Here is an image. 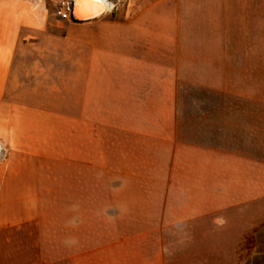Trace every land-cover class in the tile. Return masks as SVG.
<instances>
[{
	"label": "crops",
	"instance_id": "obj_1",
	"mask_svg": "<svg viewBox=\"0 0 264 264\" xmlns=\"http://www.w3.org/2000/svg\"><path fill=\"white\" fill-rule=\"evenodd\" d=\"M106 1L78 22L0 0V264H243L264 227V0ZM32 69L46 91L11 92ZM43 160L75 171L70 201L43 198Z\"/></svg>",
	"mask_w": 264,
	"mask_h": 264
},
{
	"label": "rangeland",
	"instance_id": "obj_2",
	"mask_svg": "<svg viewBox=\"0 0 264 264\" xmlns=\"http://www.w3.org/2000/svg\"><path fill=\"white\" fill-rule=\"evenodd\" d=\"M194 24H196V26H194ZM200 26L201 25H199V22H196V23L193 22L192 30H194V28L198 30L200 29ZM68 52H69L68 55H65L63 58H58V60L63 59L65 63L64 72H63L64 73L63 82L61 85V89H63L62 90L63 91V97H62L63 102L62 103L65 109L70 110L71 103L80 105L81 100L79 99H80V95H82L83 86H79L80 87L78 88L79 90L78 89L76 90V88L73 87V85L70 82V76H71L70 61L72 60V58H71L70 51ZM25 72H27L26 75L29 74V72L24 69V73ZM31 72H35V74L30 73L29 75L30 77L29 76L27 77L28 83L25 84V86L19 85V83H17V80H16V84H12L10 86L9 88L10 91L11 92H19V91L23 92L24 89H21V88L25 87V90L29 92H32V91L33 92H45L46 91L45 87L43 86L36 87L34 84L35 80H38L39 78L42 77V75L40 76V69H32ZM82 75H84V73H82L81 71L80 76ZM48 78H50V74H48ZM68 78H69V81H67ZM129 167L131 171L135 170L134 169L135 166H129ZM19 170H20L19 166H17L16 171H19ZM31 171L34 173H37L38 179H39L37 181V184L39 185V188L44 190L46 195H44L43 198L46 199V201H51L57 198L64 202L67 201V199L69 201L71 200L70 196H66V193H67L66 190H70L73 187V185L75 186L76 184V181L73 180V174H75V171H73V168L71 166L60 164L58 162L43 160V161H38L34 163V165H32ZM87 177H88V174H86L83 177L81 176L82 178L81 182H83L84 180V183L89 184L90 181L86 179ZM238 184H241L240 188L243 187L242 182L238 181ZM256 184H257L256 195L258 196V194H263L264 193V181H259V182L257 181ZM59 189H62L63 191H61L60 193L58 192ZM79 199L81 200V202L84 200L87 201L86 197H81ZM122 200H124L123 202L125 203V205L133 206L137 204H143L144 198L131 195V196L122 198ZM96 203H97V207L101 206L100 212H97V216H99L102 214V211H103V197L97 195ZM48 210H51V209H48ZM97 211L99 210L97 209ZM55 214L56 213L54 210V213H52L51 215H55ZM259 215L261 214H256L257 221L259 220V217H260ZM97 219L101 220V218L100 219L97 218ZM48 247H49L48 248L49 251L47 252V255L49 257L52 255H55L53 247L52 246H48ZM240 248H241L240 252L242 253V257L244 258L243 264H264V255L258 254L259 251L264 250V227L257 230L254 242H253V239L250 238L243 245H240ZM47 263L53 264L54 262H52V260H49Z\"/></svg>",
	"mask_w": 264,
	"mask_h": 264
},
{
	"label": "bare ground",
	"instance_id": "obj_3",
	"mask_svg": "<svg viewBox=\"0 0 264 264\" xmlns=\"http://www.w3.org/2000/svg\"><path fill=\"white\" fill-rule=\"evenodd\" d=\"M76 15L79 19L88 20L100 17L105 11L109 12L113 6L110 2L103 0L100 5L86 4L83 0H75Z\"/></svg>",
	"mask_w": 264,
	"mask_h": 264
},
{
	"label": "built area",
	"instance_id": "obj_4",
	"mask_svg": "<svg viewBox=\"0 0 264 264\" xmlns=\"http://www.w3.org/2000/svg\"><path fill=\"white\" fill-rule=\"evenodd\" d=\"M57 15L65 21H70L73 19V3L69 0H62Z\"/></svg>",
	"mask_w": 264,
	"mask_h": 264
},
{
	"label": "water",
	"instance_id": "obj_5",
	"mask_svg": "<svg viewBox=\"0 0 264 264\" xmlns=\"http://www.w3.org/2000/svg\"><path fill=\"white\" fill-rule=\"evenodd\" d=\"M73 3V19L75 21H78V22H84V21H89V20H94V19H88V20H82V19H79L76 15V3H75V0H69ZM101 17V16H100ZM99 18V17H97Z\"/></svg>",
	"mask_w": 264,
	"mask_h": 264
},
{
	"label": "snow or ice",
	"instance_id": "obj_6",
	"mask_svg": "<svg viewBox=\"0 0 264 264\" xmlns=\"http://www.w3.org/2000/svg\"><path fill=\"white\" fill-rule=\"evenodd\" d=\"M86 4L100 5L103 3V0H83Z\"/></svg>",
	"mask_w": 264,
	"mask_h": 264
},
{
	"label": "clouds",
	"instance_id": "obj_7",
	"mask_svg": "<svg viewBox=\"0 0 264 264\" xmlns=\"http://www.w3.org/2000/svg\"><path fill=\"white\" fill-rule=\"evenodd\" d=\"M65 243H67V244H74L75 241L74 240H70V241H65Z\"/></svg>",
	"mask_w": 264,
	"mask_h": 264
},
{
	"label": "trees",
	"instance_id": "obj_8",
	"mask_svg": "<svg viewBox=\"0 0 264 264\" xmlns=\"http://www.w3.org/2000/svg\"><path fill=\"white\" fill-rule=\"evenodd\" d=\"M259 255H264V250L258 252Z\"/></svg>",
	"mask_w": 264,
	"mask_h": 264
}]
</instances>
